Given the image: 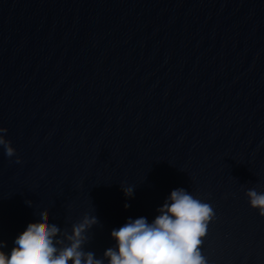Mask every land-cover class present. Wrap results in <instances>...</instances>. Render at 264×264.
Here are the masks:
<instances>
[{"label": "water", "instance_id": "water-1", "mask_svg": "<svg viewBox=\"0 0 264 264\" xmlns=\"http://www.w3.org/2000/svg\"><path fill=\"white\" fill-rule=\"evenodd\" d=\"M0 127L5 251L90 214L98 258L184 188L215 214L208 264H264V0H0Z\"/></svg>", "mask_w": 264, "mask_h": 264}, {"label": "clouds", "instance_id": "clouds-1", "mask_svg": "<svg viewBox=\"0 0 264 264\" xmlns=\"http://www.w3.org/2000/svg\"><path fill=\"white\" fill-rule=\"evenodd\" d=\"M6 132L0 127V146L6 157L15 156L19 164L21 158L6 139ZM122 191L131 197L133 186H122ZM245 196L249 206L264 216V191L246 189ZM26 203L31 205V201ZM156 212L151 221L144 216L127 218L112 229L109 236L113 244L98 258L84 248L89 229L98 223L95 215L85 214L70 232H62L37 215L14 237L10 249L5 251L6 242L0 240V264H208L200 245L215 215L212 207L186 189L175 188Z\"/></svg>", "mask_w": 264, "mask_h": 264}]
</instances>
